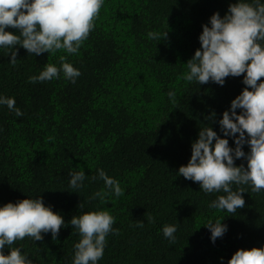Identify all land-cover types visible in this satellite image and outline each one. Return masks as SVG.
Masks as SVG:
<instances>
[{
  "label": "trees",
  "instance_id": "trees-1",
  "mask_svg": "<svg viewBox=\"0 0 264 264\" xmlns=\"http://www.w3.org/2000/svg\"><path fill=\"white\" fill-rule=\"evenodd\" d=\"M236 2L104 0L77 54L36 56L19 48L12 65L15 49L0 47V97L14 98L23 113L17 116L0 104V207L42 197L65 221L56 240L49 232L42 241L29 237L11 248H19L32 264H73L81 237L70 221L93 211L115 218L97 264H228L240 249L264 248V191L233 184L234 191L245 189L246 203L228 213L209 207L225 193H205L178 174L201 129L212 127L236 147L219 121L246 87L244 76L228 77L224 86L181 79L201 48L202 26H210L217 12L223 18ZM149 32H168V38L152 40ZM62 55L81 72L75 83L63 72L59 79L28 82L48 63L59 68ZM169 92L175 93V104ZM243 151L249 153V146ZM235 165L246 168L247 160ZM101 169L119 181L123 196L110 194L103 203L92 199L107 191ZM78 171L86 178L74 189L69 174ZM217 220L228 230L213 243L207 225ZM165 225L177 228L175 242L164 237ZM11 248L5 246V255Z\"/></svg>",
  "mask_w": 264,
  "mask_h": 264
},
{
  "label": "clouds",
  "instance_id": "clouds-1",
  "mask_svg": "<svg viewBox=\"0 0 264 264\" xmlns=\"http://www.w3.org/2000/svg\"><path fill=\"white\" fill-rule=\"evenodd\" d=\"M104 0H0V47L15 49L11 52V64L17 62L19 48L29 55L44 53L55 55L64 51L68 55L77 54L88 39L99 18ZM199 36L201 48L186 66L187 71L181 79L197 82L200 85L214 82L224 86L226 78L244 76L246 86L232 102L229 111L223 113L219 121L225 137H234L236 147L229 146V140L221 138L212 129H201L198 139L192 144L189 163L179 168L178 174L186 180L196 182L205 193L223 192L209 207L220 211L235 213L245 207L240 187L234 191L232 185H250L251 191H264V3L255 0L254 4L238 0L230 4L227 14L222 18L219 12L212 15L209 24L202 26ZM7 29H15L19 35ZM149 39L166 40L168 32L148 33ZM61 66L48 63L38 76H32L29 83L64 78L76 82L81 72L60 56ZM246 74V75H245ZM168 96L175 104V93ZM0 104L23 113L16 108L14 98L0 97ZM241 110L237 113V110ZM212 114V118L215 117ZM238 134V136H237ZM248 145L249 153L243 148ZM246 159L247 167H237L235 160ZM70 186L74 189L83 186L86 178L84 171L72 172ZM99 179L104 181L105 190L98 191L92 199L99 198L101 203L110 194L124 195L119 181L99 170ZM96 179V177H92ZM83 208V203L79 205ZM115 218L108 211H93L75 215L70 221L81 237L75 244L73 264H97L103 258L106 237L113 232ZM138 226L143 227V222ZM65 221L62 215L45 206L42 197L24 199L17 203H7L0 207V264H32L22 255L19 248L11 246L25 238L35 242L42 241V234L51 233L56 240ZM213 243L226 233L227 225L217 220L209 221ZM118 232V230H116ZM163 235L175 242L177 228L165 225ZM11 250L5 255V246ZM228 264H264V248L240 249Z\"/></svg>",
  "mask_w": 264,
  "mask_h": 264
}]
</instances>
